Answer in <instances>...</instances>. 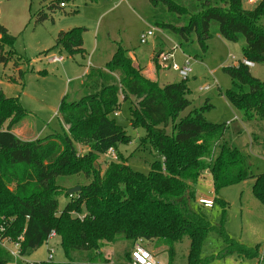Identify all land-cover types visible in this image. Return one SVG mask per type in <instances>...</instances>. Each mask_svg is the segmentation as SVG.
Listing matches in <instances>:
<instances>
[{"label":"trees","instance_id":"1","mask_svg":"<svg viewBox=\"0 0 264 264\" xmlns=\"http://www.w3.org/2000/svg\"><path fill=\"white\" fill-rule=\"evenodd\" d=\"M158 1L181 18L189 17L182 28L163 25L183 40L189 41L195 34L206 49L210 24L216 21L226 41L236 43L245 38L244 59L264 64V0L251 10L244 8L243 0H221L222 5L206 2L195 15L174 0H152ZM62 4L65 7L64 1ZM83 32L81 28L60 32L56 47L72 57L85 55ZM15 41L0 23V64L16 58ZM157 57L153 58L155 65ZM22 60L16 58L15 65L19 67ZM224 71L232 79L226 92L230 104L247 117L264 120V82L253 77L242 62ZM80 85L79 99L70 100L67 94L60 103L61 131L30 141L18 138L13 131L26 115L19 98L7 97L0 90V225L6 228L7 237L20 243L22 260L18 264H56L23 259L53 232L66 255L63 264H111L103 258V246L121 238L131 245L127 264L132 263L137 242L166 247L169 264H173L175 246L186 237L191 241L188 264H208L213 258L203 257V252L212 232L219 233L228 252L259 257L258 248L249 250L226 233L228 203L218 194L253 179V194L264 204V173L254 174L248 157L226 139V124L205 119L212 108L208 101L182 117L192 105L187 79L161 86L119 46L106 67L89 70ZM124 101L131 103V125L145 130L140 145L161 156L149 174L134 171L129 157L119 150L133 140L113 118ZM76 143L88 147V153H80ZM112 148L118 160H102ZM205 172L213 180L214 207L222 209L219 225L212 224L206 208L197 201L196 186ZM77 176L87 183L77 182L70 188L58 184L60 177ZM76 187L81 190L69 195ZM64 195L70 201L60 209L58 199ZM14 263L0 245V264Z\"/></svg>","mask_w":264,"mask_h":264},{"label":"rangeland","instance_id":"2","mask_svg":"<svg viewBox=\"0 0 264 264\" xmlns=\"http://www.w3.org/2000/svg\"><path fill=\"white\" fill-rule=\"evenodd\" d=\"M62 1L65 2V7L61 6ZM174 1L187 7L190 15L199 13L206 2L222 5L221 0ZM243 4L245 9L252 8L249 0H243ZM188 21L189 17L181 18L177 13L170 12L162 1L153 3L152 0H0V23L16 37L13 50L16 58L23 59L19 67L15 65L16 58L7 64H0V90L7 97L19 98L26 110V115L18 126L27 131L28 137L36 136L37 139L43 140L61 131L60 103L67 94L70 100L81 97L80 84L87 68L88 72L91 69H104L118 47L122 46L128 50L132 59L135 55L141 56L139 64L145 67V75L149 79L157 80L161 86L178 83L184 78L177 72L167 69L171 61L161 65V54L166 52L159 53L161 50L174 49L177 45L180 48L172 52L176 63L182 66L188 56L191 58L192 69L187 78L192 105L182 113V117L192 109L203 107L207 101L212 105L205 113L208 122L226 124L237 116L238 120L232 122L225 137L248 157L252 172L262 174L264 120L247 117L244 112L234 108L226 98V92L232 87V79L224 68L237 66L243 61L246 40L242 36L236 43L226 41L219 33V23L212 21L211 35L206 42V49H203L195 34L190 36L189 41H185L170 28L163 27L171 24L182 28ZM74 28H81L84 31L85 55L72 57L56 47L59 33ZM152 29L155 35L142 44L141 34ZM156 54L158 67L153 61ZM53 57H62L63 61L53 62ZM147 62L153 66L150 74L147 72ZM250 73L264 82V64H256L250 68ZM81 77L82 79H79ZM206 86H210V90L200 91ZM130 108V101H124L120 110L113 116L117 124L133 139L130 145H122L119 150L124 157H129V165L134 171L149 174L152 164L161 161V156L156 150L140 145L145 130L131 125ZM75 146L80 153L89 151L88 147L81 144L76 143ZM105 158L102 157V160ZM77 182L86 184L87 180L83 176L58 178V184L65 188L73 187ZM253 184V179L247 180L223 189L218 197L228 203L225 222L228 236L249 250L258 248L259 257L247 258L228 252L229 248L223 238L219 233L212 232L203 252V257L213 258L208 264H264V204L254 196ZM196 190L197 200L216 197L209 172L202 175ZM58 200L60 209H63L70 198L64 195ZM221 210L218 205L213 209H206L213 225L221 223ZM190 243V238L186 237L183 242L176 244L173 264H188ZM143 245L156 256L158 264H169L170 255L166 247L157 246L155 243ZM130 247V242L123 238L116 243H105L102 249L103 258L109 260L111 264H127L126 253ZM52 250L54 258L48 261L49 252ZM23 259L30 263L67 262L58 238L48 240L38 250H29Z\"/></svg>","mask_w":264,"mask_h":264},{"label":"built area","instance_id":"3","mask_svg":"<svg viewBox=\"0 0 264 264\" xmlns=\"http://www.w3.org/2000/svg\"><path fill=\"white\" fill-rule=\"evenodd\" d=\"M252 2H258L260 0H251ZM64 7V4L61 5ZM154 34V29L149 30L147 32H143L140 36V41L142 44H145L149 38L153 37ZM174 49H171V51L166 52L165 54H161V59L160 63L168 62L171 61L172 63L167 67V69H171L175 72H177L181 77L184 79H187L190 74L192 73L191 69V58L187 56L184 64L182 66L178 65L175 61V55L172 53L173 50L179 49L180 47L175 45ZM53 62L59 63L63 61L62 57H53L52 58ZM242 63L249 67L252 68L256 64L250 60L243 59ZM210 90V86H206L204 88H201L200 91H208ZM237 119V118H235ZM234 119V120H235ZM230 123L226 124L227 126ZM105 157L109 160L112 161H117L118 157L115 152V150L109 149L108 152L106 153ZM198 204L201 205L202 207L206 209H213L214 208V200L213 199H208V198H200L197 200ZM6 228L2 225H0V245L5 248L14 258L15 263L18 264L19 260H22L21 257V246L20 243L14 242L11 240L9 237L6 236ZM56 238V233L53 232L49 237L48 240ZM54 258V250L49 252V259L48 261H52ZM131 264H158L156 260V256L149 251L143 244L142 242H137L134 246L133 253H132V263Z\"/></svg>","mask_w":264,"mask_h":264},{"label":"crops","instance_id":"4","mask_svg":"<svg viewBox=\"0 0 264 264\" xmlns=\"http://www.w3.org/2000/svg\"><path fill=\"white\" fill-rule=\"evenodd\" d=\"M257 2H252L251 0H249V4L252 6V8L251 9H253L254 8V6H255V4H256ZM243 6H244V4H243ZM251 9H248V10H251ZM169 51H171L170 49L167 51V50H161V51H159V53H161V52H169ZM152 57H153V55H152ZM135 58V59H134ZM133 59L135 60L134 62L136 63H140V61H139V58H141V56H137V55H135V57H134ZM59 63H61V62H59ZM136 63V64H137ZM147 72L150 74L151 73V71H152V69H153V66L151 65V63H149V62H147ZM88 69L89 68H87V71H85V74H84V76L87 74V72H88ZM163 70V69H162ZM161 70V71H162ZM160 71V72H161ZM160 72H159V74L158 75H160ZM79 79H82V77L81 78H79ZM235 118H237V119H235ZM238 120V117L237 116H235L234 118H233V120L232 121H228L226 124H228V123H230L229 125H228V127L230 128V126L232 125V122H234L235 120ZM14 133L16 134V136L18 137V138H20V139H22V140H25V141H30V140H35V139H37L36 138V136H34V137H28L27 136V131L25 130V129H23V128H20L18 125L14 128ZM145 246V245H144ZM146 247V246H145ZM149 250V249H148ZM150 251V250H149Z\"/></svg>","mask_w":264,"mask_h":264},{"label":"water","instance_id":"5","mask_svg":"<svg viewBox=\"0 0 264 264\" xmlns=\"http://www.w3.org/2000/svg\"><path fill=\"white\" fill-rule=\"evenodd\" d=\"M80 190H81V187L73 188V189L69 190V195L76 194V193H78Z\"/></svg>","mask_w":264,"mask_h":264}]
</instances>
